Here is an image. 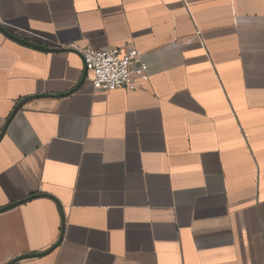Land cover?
<instances>
[{
	"label": "crops",
	"instance_id": "0c3cea01",
	"mask_svg": "<svg viewBox=\"0 0 264 264\" xmlns=\"http://www.w3.org/2000/svg\"><path fill=\"white\" fill-rule=\"evenodd\" d=\"M0 26L56 50L0 32V264H264V0H0ZM127 46L145 88L83 79Z\"/></svg>",
	"mask_w": 264,
	"mask_h": 264
},
{
	"label": "built area",
	"instance_id": "2783aa9c",
	"mask_svg": "<svg viewBox=\"0 0 264 264\" xmlns=\"http://www.w3.org/2000/svg\"><path fill=\"white\" fill-rule=\"evenodd\" d=\"M80 56L85 79L96 91H135L148 82L147 65L134 47H86L80 50Z\"/></svg>",
	"mask_w": 264,
	"mask_h": 264
},
{
	"label": "water",
	"instance_id": "95a60500",
	"mask_svg": "<svg viewBox=\"0 0 264 264\" xmlns=\"http://www.w3.org/2000/svg\"><path fill=\"white\" fill-rule=\"evenodd\" d=\"M0 32H2L5 36H7L8 38H11V39H13V40H15V41H18V42H20V43H22V44H25V45H27V46H30V47H32V48H36V49H39V50H44V51H56V50H53V49H48V48H45V47H42V46H38V45H36V44H33V43H30V42H28V41H26V40H23V39H20V38H17L16 36H14V35H12L11 33H9L7 30H5L3 27H1L0 26ZM86 78V71L84 70V73H83V79H85ZM23 104V102H20V104H18L16 107H15V109H14V111H13V113H12V115L14 114V112L21 106ZM9 207H11V206H9ZM5 209H8V208H5ZM33 255H38V254H33ZM23 257H25V256H23ZM22 257H19V258H16V259H13V260H11L8 264H12V263H14V262H17L18 260H20Z\"/></svg>",
	"mask_w": 264,
	"mask_h": 264
}]
</instances>
